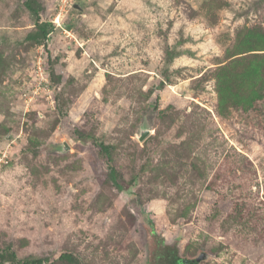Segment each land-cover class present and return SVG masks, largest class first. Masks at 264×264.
Returning <instances> with one entry per match:
<instances>
[{"label": "rangeland", "instance_id": "obj_1", "mask_svg": "<svg viewBox=\"0 0 264 264\" xmlns=\"http://www.w3.org/2000/svg\"><path fill=\"white\" fill-rule=\"evenodd\" d=\"M0 254L264 264V0H0Z\"/></svg>", "mask_w": 264, "mask_h": 264}, {"label": "trees", "instance_id": "obj_2", "mask_svg": "<svg viewBox=\"0 0 264 264\" xmlns=\"http://www.w3.org/2000/svg\"><path fill=\"white\" fill-rule=\"evenodd\" d=\"M46 36H47V33L45 32V28L43 27L42 28V37L45 38ZM84 138L92 140L91 136H86ZM95 143H96L97 147L100 149V152L102 153V155L107 159V161H109L110 147L106 146L104 144H100L98 142H95ZM110 177H111L112 181L119 187V189L122 190L121 186H119L117 183L116 171L113 168H111ZM3 258H4L3 254L2 255L0 254V259L2 260ZM61 259L67 260L70 262L73 260V256L71 254H64L61 256ZM47 263H48V260L42 259V258H34L32 260H23V261L17 262V264H47Z\"/></svg>", "mask_w": 264, "mask_h": 264}, {"label": "built area", "instance_id": "obj_3", "mask_svg": "<svg viewBox=\"0 0 264 264\" xmlns=\"http://www.w3.org/2000/svg\"><path fill=\"white\" fill-rule=\"evenodd\" d=\"M38 70H39L40 72L43 71V70H42V66H40Z\"/></svg>", "mask_w": 264, "mask_h": 264}]
</instances>
